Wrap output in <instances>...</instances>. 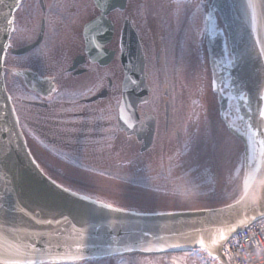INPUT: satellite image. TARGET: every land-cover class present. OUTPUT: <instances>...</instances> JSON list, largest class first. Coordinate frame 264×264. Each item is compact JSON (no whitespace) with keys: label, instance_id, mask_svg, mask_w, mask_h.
Masks as SVG:
<instances>
[{"label":"flooded vegetation","instance_id":"1","mask_svg":"<svg viewBox=\"0 0 264 264\" xmlns=\"http://www.w3.org/2000/svg\"><path fill=\"white\" fill-rule=\"evenodd\" d=\"M112 2L20 0L3 70L18 123L31 134L26 135L28 143L79 155L84 163L99 164L103 149L111 146L118 163L130 164L146 153L147 164H177L183 149L201 143L206 125L216 144L224 147L228 124L244 129V123L228 96V38L212 0H126L124 10L105 13L111 25H104L103 13ZM142 5L146 31L136 23V7ZM125 18L142 39L150 86L148 101L139 105V124L148 115L155 124L150 146L137 156L138 136L120 131L118 123ZM104 37L109 38L105 44ZM104 49L112 58L101 65L95 59ZM193 101L204 108L195 112L198 124L190 130L187 106ZM56 159L47 164H58ZM112 257L57 264H119Z\"/></svg>","mask_w":264,"mask_h":264},{"label":"water","instance_id":"2","mask_svg":"<svg viewBox=\"0 0 264 264\" xmlns=\"http://www.w3.org/2000/svg\"><path fill=\"white\" fill-rule=\"evenodd\" d=\"M19 1L0 0V259H19L25 263L32 259L42 263L133 251H185L199 247L189 243L191 239L208 235L199 232L200 229L215 224L219 227L233 225L237 230L264 216V156L260 155L261 145L256 143L264 140V117L260 115L264 111V99L261 98L264 97V56L256 43L264 41V0H213L226 26L234 58L230 70L233 93L238 97L241 115L249 122L248 135L232 130L244 143L243 194L229 205H213L222 207L204 210L158 212L181 209L144 210L111 204L156 213L123 209L117 212L101 207L106 204L74 193L58 185L56 180L55 183L32 159L18 129L2 76V61L12 26L8 21H12ZM124 6L125 0H114L110 9H123ZM120 47L124 76L119 120L120 128L129 131L128 126L133 124L127 125L123 121L137 117V106L147 100L149 92L144 51L130 19L124 21ZM98 60L105 65L109 59L103 61L98 57ZM253 132L256 133L254 138ZM150 137L151 130L149 137L143 138L142 151L149 145ZM253 150L258 172L247 167V157ZM242 220L245 223L241 224ZM77 243L82 245L79 252L75 250ZM172 244L182 246L170 247ZM11 245L21 247L25 255L18 256ZM28 245H34L35 250ZM145 248H164V251L142 250ZM213 254L221 264H228L221 249H215Z\"/></svg>","mask_w":264,"mask_h":264},{"label":"rangeland","instance_id":"3","mask_svg":"<svg viewBox=\"0 0 264 264\" xmlns=\"http://www.w3.org/2000/svg\"><path fill=\"white\" fill-rule=\"evenodd\" d=\"M136 9H138L136 23L146 31V16H144L146 5L138 6ZM187 110L190 116V128L188 127V129L191 130L192 125L195 128V125L198 124L195 112L202 111L203 107L193 101L188 105ZM194 128L192 134H194ZM106 130L109 129H104V131ZM202 132L203 135L207 133L206 125L202 127ZM28 134L31 136L30 133ZM226 135L228 136H226L227 143L223 150L224 162L221 164V160H215L219 161L221 165H228V168L223 171V168L221 170L216 165L218 172L214 171V173L201 168L204 165H211V154L218 157L221 149L220 145H217L220 149L215 148L216 146L210 144L208 139L205 140L203 146L198 144L197 150L189 149L188 154L184 150L182 161L170 169H167L168 161L161 165L147 164L146 153L140 156L141 160L134 157L136 161H132L130 164H125L123 160L118 163L114 158L115 154L112 152L111 146L104 148L99 164H84L79 155L72 157V153L63 154V152L52 150L53 148L43 144L41 148L37 149L33 144H28L33 156L45 164V166L40 164L41 168L43 170L46 168L47 171H44L50 174L51 178L73 191L87 193L106 203L135 209H182L222 205L232 202L240 196V188H238L240 182L231 174L234 166L238 170V164L242 162V146L239 145V141L235 137ZM189 140H193L191 136ZM129 151L133 152V149ZM190 153L192 156L187 157ZM219 157L221 158L222 155ZM49 158H59L57 160L59 165H47L46 163L51 161ZM160 167H162L161 170ZM147 256L131 253L121 257L114 256L110 259L119 262V264H127V262H132V264H202L192 253H181L176 261L160 256H156L159 259L156 261L155 257ZM123 257L127 259L122 260Z\"/></svg>","mask_w":264,"mask_h":264},{"label":"snow or ice","instance_id":"4","mask_svg":"<svg viewBox=\"0 0 264 264\" xmlns=\"http://www.w3.org/2000/svg\"><path fill=\"white\" fill-rule=\"evenodd\" d=\"M9 25L12 23L11 20L8 21ZM93 43L95 44V41H93ZM257 45L260 46V54L262 56H264V41H257L256 42ZM102 47V46H101ZM54 90V89H53ZM243 99V97H241ZM262 99H264V97H261ZM260 115L262 117H264V111H262L260 113ZM131 127V125H129ZM256 136V133L253 132L252 133V137L254 138ZM256 143L261 145V150H260V155L264 156V140H260V141H256ZM256 160V155H255V150H253V154L249 157H247V167L250 169H254L256 172H258L259 169V165L255 163ZM101 207H107L109 210L111 211H121L120 209H112L110 205H101ZM217 213H213V215H216ZM223 223V222H221ZM241 224L245 223L243 220L240 222ZM74 227H76L74 225ZM201 233H208V235L205 237L203 235H201L199 238H193L189 241V243L193 244V245H199V247L201 249H206L209 253L210 256H213V259H217V257L213 254L214 250L219 248V249H223V246L226 242H228L231 233L235 231V226L233 225H228L226 227H219L216 226L215 224L212 225V227L209 228H204V229H200L198 230ZM147 235V234H145ZM182 245L180 244H172L170 245V247H181ZM10 247H14L16 250V254L18 256H23L25 255V253L23 252L21 247H17L15 245H11ZM29 248H31L32 250H35V246L34 245H28ZM82 245L77 243L75 246V250L77 252L80 251ZM144 251H164V248H156V249H150V248H145L142 249ZM0 264H25L24 261L19 260V259H15V260H4V259H0ZM27 264H36V261L29 259L27 260Z\"/></svg>","mask_w":264,"mask_h":264},{"label":"built area","instance_id":"5","mask_svg":"<svg viewBox=\"0 0 264 264\" xmlns=\"http://www.w3.org/2000/svg\"><path fill=\"white\" fill-rule=\"evenodd\" d=\"M248 242L251 243L250 240ZM247 252L244 251L243 247H240L239 250L234 252L238 258L237 264H241V263L243 264H263L264 263V251L253 252L250 249V250H247Z\"/></svg>","mask_w":264,"mask_h":264}]
</instances>
